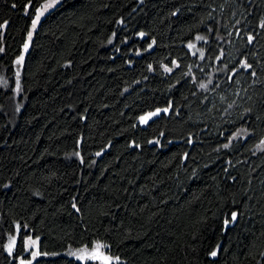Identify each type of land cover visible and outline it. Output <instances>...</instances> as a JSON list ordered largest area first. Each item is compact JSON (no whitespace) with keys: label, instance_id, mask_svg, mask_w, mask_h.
Instances as JSON below:
<instances>
[{"label":"trees","instance_id":"trees-1","mask_svg":"<svg viewBox=\"0 0 264 264\" xmlns=\"http://www.w3.org/2000/svg\"><path fill=\"white\" fill-rule=\"evenodd\" d=\"M47 1L0 0V264H264V0Z\"/></svg>","mask_w":264,"mask_h":264},{"label":"rangeland","instance_id":"rangeland-1","mask_svg":"<svg viewBox=\"0 0 264 264\" xmlns=\"http://www.w3.org/2000/svg\"><path fill=\"white\" fill-rule=\"evenodd\" d=\"M60 2V0H49L47 2H45L37 11L36 17L33 21V23L35 22V27H33L32 24V29H35L38 24L40 23V21L42 20V18L51 10L53 9L58 3ZM23 57L24 60V53L21 54L16 62H15V75H14V79L16 82V88H15V93L16 95L19 94L20 92V87H21V76H22V64H23V60L21 61L20 58ZM7 79L3 76L0 75V84L2 85H6ZM16 240V236H14L8 246H7V250L8 252H11L13 250L14 247V242ZM79 254V258L81 259H95L101 262V264H105L104 261V257H108L109 260L107 262V264H110L113 260L105 253L104 248L102 247V245H97L94 249L90 250V251H86V252H81L78 253ZM94 256H98L99 258H94ZM28 264V263H27Z\"/></svg>","mask_w":264,"mask_h":264},{"label":"water","instance_id":"water-1","mask_svg":"<svg viewBox=\"0 0 264 264\" xmlns=\"http://www.w3.org/2000/svg\"><path fill=\"white\" fill-rule=\"evenodd\" d=\"M167 109V111H165ZM172 111V107H165V108H158L152 112L146 113L139 117L136 122V125H140L142 128L149 125L151 122L155 121L156 119L160 118L162 115H169ZM134 146V143H132ZM18 264H26L25 260H21Z\"/></svg>","mask_w":264,"mask_h":264},{"label":"snow or ice","instance_id":"snow-or-ice-1","mask_svg":"<svg viewBox=\"0 0 264 264\" xmlns=\"http://www.w3.org/2000/svg\"><path fill=\"white\" fill-rule=\"evenodd\" d=\"M33 27H35V22L33 23ZM29 38H31V33H29ZM24 47H25V49H27V47H28L27 44H25ZM190 47H191V45H190ZM20 60L22 61L23 57H21ZM245 67H250V66L249 65H245ZM202 87H204V85H202ZM165 111H167V109H165ZM233 218H235V216H233ZM36 254H39V253H36ZM212 255L215 256L216 253L213 252ZM94 258H99V257L98 256H94ZM108 260H109L108 257H104L105 264H107Z\"/></svg>","mask_w":264,"mask_h":264},{"label":"flooded vegetation","instance_id":"flooded-vegetation-1","mask_svg":"<svg viewBox=\"0 0 264 264\" xmlns=\"http://www.w3.org/2000/svg\"><path fill=\"white\" fill-rule=\"evenodd\" d=\"M27 264V263H26Z\"/></svg>","mask_w":264,"mask_h":264}]
</instances>
